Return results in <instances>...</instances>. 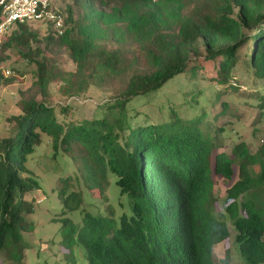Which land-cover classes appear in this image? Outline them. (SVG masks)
Instances as JSON below:
<instances>
[{
	"label": "trees",
	"instance_id": "obj_1",
	"mask_svg": "<svg viewBox=\"0 0 264 264\" xmlns=\"http://www.w3.org/2000/svg\"><path fill=\"white\" fill-rule=\"evenodd\" d=\"M61 32L51 22L15 23L0 42V64L12 51L35 65L31 85L19 91V131L0 138V264H25L24 215L38 181L25 175L26 156L51 137L55 151L73 158L82 185L107 200L109 176L126 194L130 213L116 220L109 204L105 215L83 211V225L68 219L65 243H82L87 264H215L214 246L230 237L225 215L245 264H264V213L244 195L264 183V160L242 141L231 154L216 152L209 132L192 121L163 123L136 120L128 102L153 92L180 72L193 79V59L216 63V83L232 85L235 63L242 57L255 79L264 80V0H69ZM2 7L0 6V18ZM64 49L74 69L61 68L54 52ZM243 51V52H242ZM0 67V86L10 84ZM54 86V90H52ZM101 93L103 114L60 120L70 101ZM53 94L64 97L58 112ZM250 97V94L248 95ZM264 107V95L253 94ZM135 117V118H134ZM259 162L257 176L248 165ZM217 210L214 177L230 181ZM71 176L61 179L62 211L80 207L81 191ZM224 216V217H223ZM31 228V225L26 227Z\"/></svg>",
	"mask_w": 264,
	"mask_h": 264
},
{
	"label": "rangeland",
	"instance_id": "obj_2",
	"mask_svg": "<svg viewBox=\"0 0 264 264\" xmlns=\"http://www.w3.org/2000/svg\"><path fill=\"white\" fill-rule=\"evenodd\" d=\"M56 4L58 8H66L70 1L57 0ZM32 26L40 27L41 33L45 31L39 22ZM8 54L9 57L0 67L7 76H14L15 80L0 86V138L12 136L19 131V124L12 116L21 113L17 105L19 91L31 85L35 72V65L22 61L12 51ZM53 59L63 69H74V63L64 49L56 50ZM191 65L199 67L195 78L190 79L185 71L175 74L157 90L131 98L128 102L129 112H137L136 120L154 124L168 122L173 118L192 121L202 132H209L213 144L219 142L216 152L231 154L234 145L242 141L255 158L264 160V107L261 109L260 100L253 96L255 93L264 95V80L253 77L251 69L244 64L243 57L235 63L232 80L238 86H245V89L229 85V82L216 83L212 78L216 63L193 59ZM51 88L54 90V86ZM106 99L101 93L72 99L68 113L58 114V119L100 117ZM65 101L64 97L53 94L52 104L57 112L60 102ZM25 166L27 171L24 174L34 177L39 186L28 193V197L34 199V208L31 213L24 215L21 229L25 244L24 263L87 264L84 247L75 236L74 242L63 241L64 219L68 218L75 227L80 228L83 225L82 209L92 214L105 215L109 204L115 211L116 220L121 213H130L127 195L120 194L119 187L115 184L116 176H109L108 199H101L97 190L92 192L82 185L73 158L60 150L55 151L51 137L42 131L40 142L26 156ZM233 169L234 175L230 181L214 177V194L219 204L217 210L221 212L224 211L222 200L226 188L237 178V167L234 166ZM260 170L258 161L248 165L251 176H257ZM68 176L74 182L78 178L79 184H75L74 189L81 191L82 202L79 208L63 212L58 189L61 179ZM242 199H249L264 213V183L253 187ZM224 219L229 227L230 237L214 246L215 264H245L235 243L231 220L226 215ZM28 225H31L30 229L26 228Z\"/></svg>",
	"mask_w": 264,
	"mask_h": 264
},
{
	"label": "built area",
	"instance_id": "obj_3",
	"mask_svg": "<svg viewBox=\"0 0 264 264\" xmlns=\"http://www.w3.org/2000/svg\"><path fill=\"white\" fill-rule=\"evenodd\" d=\"M0 6L2 7L0 42L15 23L47 21L59 32L63 29L64 19L54 9V0H0ZM232 84L238 86L234 81ZM238 87L246 88L243 85Z\"/></svg>",
	"mask_w": 264,
	"mask_h": 264
}]
</instances>
